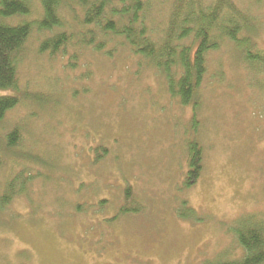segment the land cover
Listing matches in <instances>:
<instances>
[{
  "label": "rangeland",
  "instance_id": "374dc122",
  "mask_svg": "<svg viewBox=\"0 0 264 264\" xmlns=\"http://www.w3.org/2000/svg\"><path fill=\"white\" fill-rule=\"evenodd\" d=\"M240 1L264 48V0ZM30 4L35 22L41 3ZM47 34L34 27L19 53L18 92L0 90L21 100L0 121V196L17 176L22 188L0 209V264H201L223 248L240 257L228 225L254 214L264 225L262 79L251 82L230 45L209 52L195 133L191 109L140 56L119 45L50 56L38 51ZM194 136L202 170L184 187ZM126 188L136 203L119 214ZM183 201L202 220L180 218Z\"/></svg>",
  "mask_w": 264,
  "mask_h": 264
},
{
  "label": "trees",
  "instance_id": "16d2710c",
  "mask_svg": "<svg viewBox=\"0 0 264 264\" xmlns=\"http://www.w3.org/2000/svg\"><path fill=\"white\" fill-rule=\"evenodd\" d=\"M40 3L41 17L33 22L27 18L30 0H0V90L18 92V56L34 27L39 33H48L40 40L38 51L50 56L65 54L69 47L83 49L82 52L91 47L94 52L108 54L106 46L113 50L125 46L163 76L172 98L191 109V128L195 133L197 94L206 74L209 52L230 45L237 61L240 56V62L253 76L251 82L262 79L258 86L264 89V48L257 44L258 25L240 0H40ZM76 61L74 51L67 63L74 67ZM20 103L16 94L0 96V121ZM17 134L14 128L6 135V150L16 145ZM185 143L188 169L183 186L190 187L200 177L203 151L195 136ZM17 179L18 176L6 183L0 209L14 192L22 191L16 189ZM124 196L119 214L130 212V202L136 203L129 188ZM197 214L185 201L177 209L180 218L202 220ZM228 227L234 243L241 249L240 257L231 258L228 248H223L201 264H264V225L259 217L246 215Z\"/></svg>",
  "mask_w": 264,
  "mask_h": 264
},
{
  "label": "bare ground",
  "instance_id": "6f19581e",
  "mask_svg": "<svg viewBox=\"0 0 264 264\" xmlns=\"http://www.w3.org/2000/svg\"><path fill=\"white\" fill-rule=\"evenodd\" d=\"M186 213V212H185Z\"/></svg>",
  "mask_w": 264,
  "mask_h": 264
}]
</instances>
